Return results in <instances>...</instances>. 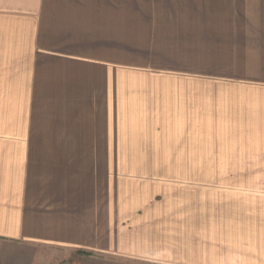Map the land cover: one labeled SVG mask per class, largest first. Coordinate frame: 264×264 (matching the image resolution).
Listing matches in <instances>:
<instances>
[{
    "label": "crops",
    "instance_id": "obj_1",
    "mask_svg": "<svg viewBox=\"0 0 264 264\" xmlns=\"http://www.w3.org/2000/svg\"><path fill=\"white\" fill-rule=\"evenodd\" d=\"M229 1L214 10L215 0H187L188 70L206 77L218 68L219 76L212 92L188 84V119L198 135H212L202 139L219 142V168H264V0ZM112 6L114 0H0V264H33L18 254L38 249L147 259V249L128 254L115 245L113 203L100 196L109 181L113 187V168H46V157L72 148L60 140L82 139L84 119L99 124L95 115L84 118V109L108 108L113 74H99L96 54L113 51ZM35 110L70 127L50 139L59 141L58 153L41 144L43 168H18L5 142L19 140L20 126L31 123V141H50L35 134ZM75 147L68 154L77 155ZM193 188L203 189L193 193L202 211L187 214L185 257L151 245L152 261L264 264V173Z\"/></svg>",
    "mask_w": 264,
    "mask_h": 264
},
{
    "label": "rangeland",
    "instance_id": "obj_2",
    "mask_svg": "<svg viewBox=\"0 0 264 264\" xmlns=\"http://www.w3.org/2000/svg\"><path fill=\"white\" fill-rule=\"evenodd\" d=\"M114 1L116 6L108 14L112 22L107 24L113 51L96 54L99 74L106 70L113 74L104 101L108 108L84 109V118L95 115L99 124L84 119L78 131L80 141L60 140L61 145H77V155L68 154L72 148L65 150L62 145L68 155L46 157V168H113V187L109 181L100 196L113 203L115 245L128 254L147 249V259L58 249L18 254L34 259L33 264H158L149 257L154 254L149 252L151 245L185 257L187 214L202 211V204L197 205L199 200L193 197L203 190L197 186L203 181L244 180L264 173V168L251 166L219 168V142L202 139L212 135H198V126L193 118L188 119V84L195 80L205 88L210 86L212 92L219 76L217 66L206 77L188 70L187 0ZM34 2L38 6L42 0ZM218 7L219 0H215L212 9ZM99 23L100 28L107 26ZM82 51L88 53L85 48ZM35 112L38 137L59 138L70 127L60 125L55 119L58 115ZM30 127L31 123L20 126L19 140L6 141L5 146L17 156L18 168H43L41 144L46 143L52 154L59 152V141H31Z\"/></svg>",
    "mask_w": 264,
    "mask_h": 264
}]
</instances>
